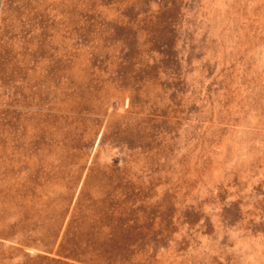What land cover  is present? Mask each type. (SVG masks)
Instances as JSON below:
<instances>
[{"label":"rangeland","instance_id":"374dc122","mask_svg":"<svg viewBox=\"0 0 264 264\" xmlns=\"http://www.w3.org/2000/svg\"><path fill=\"white\" fill-rule=\"evenodd\" d=\"M0 264H264V0H0Z\"/></svg>","mask_w":264,"mask_h":264}]
</instances>
